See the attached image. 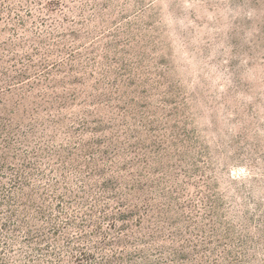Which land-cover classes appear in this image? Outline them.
<instances>
[{"label": "rangeland", "instance_id": "rangeland-1", "mask_svg": "<svg viewBox=\"0 0 264 264\" xmlns=\"http://www.w3.org/2000/svg\"><path fill=\"white\" fill-rule=\"evenodd\" d=\"M2 263L264 264V0H0Z\"/></svg>", "mask_w": 264, "mask_h": 264}, {"label": "trees", "instance_id": "trees-1", "mask_svg": "<svg viewBox=\"0 0 264 264\" xmlns=\"http://www.w3.org/2000/svg\"><path fill=\"white\" fill-rule=\"evenodd\" d=\"M27 221H28L27 223L30 224V221H29L28 219H27ZM140 221H141V220H140ZM2 264H3V263H2Z\"/></svg>", "mask_w": 264, "mask_h": 264}]
</instances>
